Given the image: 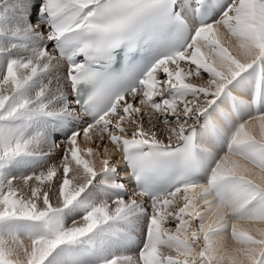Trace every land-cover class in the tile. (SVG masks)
Returning a JSON list of instances; mask_svg holds the SVG:
<instances>
[{
  "label": "snow or ice",
  "instance_id": "snow-or-ice-1",
  "mask_svg": "<svg viewBox=\"0 0 264 264\" xmlns=\"http://www.w3.org/2000/svg\"><path fill=\"white\" fill-rule=\"evenodd\" d=\"M0 264H264V0H0Z\"/></svg>",
  "mask_w": 264,
  "mask_h": 264
},
{
  "label": "rangeland",
  "instance_id": "rangeland-1",
  "mask_svg": "<svg viewBox=\"0 0 264 264\" xmlns=\"http://www.w3.org/2000/svg\"><path fill=\"white\" fill-rule=\"evenodd\" d=\"M173 227H174V225H173Z\"/></svg>",
  "mask_w": 264,
  "mask_h": 264
},
{
  "label": "bare ground",
  "instance_id": "bare-ground-1",
  "mask_svg": "<svg viewBox=\"0 0 264 264\" xmlns=\"http://www.w3.org/2000/svg\"><path fill=\"white\" fill-rule=\"evenodd\" d=\"M83 146V145H82Z\"/></svg>",
  "mask_w": 264,
  "mask_h": 264
}]
</instances>
